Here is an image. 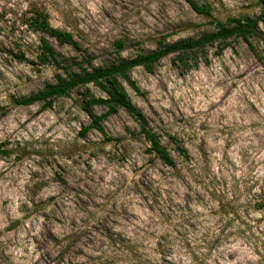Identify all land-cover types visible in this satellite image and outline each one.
<instances>
[{
	"label": "rangeland",
	"instance_id": "1",
	"mask_svg": "<svg viewBox=\"0 0 264 264\" xmlns=\"http://www.w3.org/2000/svg\"><path fill=\"white\" fill-rule=\"evenodd\" d=\"M196 1L210 16L184 0H0V144L10 151L0 156V264H264V58L241 39L207 47V62L193 56L189 69L170 55L151 73L131 70L140 94L119 79L175 168L146 153L124 110L102 122L121 142L97 131L81 138L85 89L49 109L15 102L58 71L37 60L42 38L62 59L102 66L117 51L133 58L259 11L251 0ZM33 8L80 49L33 32ZM166 133L187 160L171 151Z\"/></svg>",
	"mask_w": 264,
	"mask_h": 264
},
{
	"label": "trees",
	"instance_id": "2",
	"mask_svg": "<svg viewBox=\"0 0 264 264\" xmlns=\"http://www.w3.org/2000/svg\"><path fill=\"white\" fill-rule=\"evenodd\" d=\"M190 8L199 15L210 16L209 7L199 4L196 0H184ZM258 7V15L254 17H237L227 19L224 22H216L215 30L202 34L198 38L181 39L173 43L162 44L156 50L147 54H137L133 58L124 59L119 56L113 63L102 66H94L92 58L86 57L80 62L69 59H62L55 52L47 40L41 39L40 53L37 60L41 64L52 63L58 70L53 76V82L46 83L44 88L34 95L15 100L20 105H33L41 103L43 109L52 107L53 102L62 97L68 96L74 91L85 89L80 93V107L88 116V124L79 133L81 138L91 131L100 133L106 142H121L120 138L108 137L104 132L102 122L108 116L115 115L119 110H124L137 123L139 134L148 143L146 153L153 159L161 161L165 166L175 168L176 163L170 150L161 142V137L152 129L145 116L133 105L129 95L122 87L119 79L125 80L128 85L138 94L140 91L128 74L131 70L142 67L146 72L151 73L155 64L163 58L175 55L179 66L186 69L192 66L188 63L193 56L199 55L206 63V49L209 46L219 43L224 45L228 40L241 39L248 46L249 50L256 57L264 58V0H251ZM27 25L33 32H39L54 39L59 45H67L75 51L80 49L79 43L73 35L59 28H54L49 23V15L46 11L33 8ZM118 50L122 49L123 43H115ZM260 48V53L257 51ZM223 48L219 49V53ZM24 60L23 56L16 57ZM61 71V72H60ZM89 86H92L104 94V97H95L90 94ZM95 107H104L105 113L96 115L93 112ZM167 143L171 151L180 158L187 160L189 153L176 136L166 133ZM0 144V156L7 157L10 151ZM261 205L259 208H262Z\"/></svg>",
	"mask_w": 264,
	"mask_h": 264
}]
</instances>
